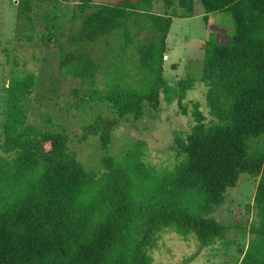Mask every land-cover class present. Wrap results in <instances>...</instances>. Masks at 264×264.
Segmentation results:
<instances>
[{
	"label": "trees",
	"instance_id": "1",
	"mask_svg": "<svg viewBox=\"0 0 264 264\" xmlns=\"http://www.w3.org/2000/svg\"><path fill=\"white\" fill-rule=\"evenodd\" d=\"M45 1H18L17 27L26 30L28 42ZM198 1L205 22L218 13L233 19L229 44L207 40L202 46L208 120L199 103L189 111L184 104L194 80L171 86L163 75L172 20L193 17V0H81L72 14L73 50L60 56L61 68L95 87L99 44L117 45L119 56L132 51L137 79L117 73L106 89H91L88 102L136 123L159 111L161 95L167 103L176 100L192 121L184 137L174 133L171 148L180 160L172 170L149 169L140 146L119 160L109 155L116 121L102 129L94 123L106 154L98 167L87 168L65 130L28 121L35 75L10 77L0 126V264H152L150 252L168 230L211 247L231 229L214 214L242 174L257 178V222L238 264H264V149L250 145L264 137V0ZM157 4L162 12L155 11Z\"/></svg>",
	"mask_w": 264,
	"mask_h": 264
},
{
	"label": "rangeland",
	"instance_id": "2",
	"mask_svg": "<svg viewBox=\"0 0 264 264\" xmlns=\"http://www.w3.org/2000/svg\"><path fill=\"white\" fill-rule=\"evenodd\" d=\"M19 0H0V126L4 121L6 92L13 74L33 73L36 86L31 96L28 121L42 129L65 130L70 149L87 168H96L106 154L101 149L99 134L92 132L96 122L99 129L107 122H117L107 153L119 160L130 148L140 146L143 161L156 173L172 170L179 157L171 148L174 133L184 137L190 128V115L180 114L176 100L167 103L160 96V109L147 114L140 122H125L96 102L89 101V91L104 90L115 81V74L126 72L124 80L137 79L136 56L128 51L118 55V46L99 44L94 57L100 64L95 87L81 81L61 68L60 56L71 51L69 37L77 27L72 14L81 0H47L34 17L35 32L30 42L25 29L16 22ZM94 3H118L121 0H91ZM194 1V16L173 19L166 39L167 55L164 60V78L171 86L180 79L194 80L184 104L191 108L199 103L206 116L204 94L200 82L203 59L202 46L211 40L229 44L233 33V19L228 13L209 15L208 23L202 18L203 8ZM162 12L161 4L155 5ZM73 50V49H72ZM170 50V53H168ZM122 59V60H120ZM124 72V73H125ZM252 148L264 149V137L250 142ZM0 150V156H2ZM257 178L242 174L236 186L227 189L225 201L214 214L216 221L231 229L224 239L211 247H200L193 235L179 236L173 231L160 234L157 247L150 252L152 264H238L249 241L253 238L250 226L257 222L253 204Z\"/></svg>",
	"mask_w": 264,
	"mask_h": 264
},
{
	"label": "crops",
	"instance_id": "3",
	"mask_svg": "<svg viewBox=\"0 0 264 264\" xmlns=\"http://www.w3.org/2000/svg\"><path fill=\"white\" fill-rule=\"evenodd\" d=\"M203 17V16H202ZM208 21H209V15L207 16V23H208ZM172 22H173V20H172ZM172 25V24H171ZM171 28V27H170ZM170 31V30H169ZM169 34V33H168ZM168 53H170V50H168ZM168 57V55H167V50H166V54H165V56H164V60L166 59Z\"/></svg>",
	"mask_w": 264,
	"mask_h": 264
}]
</instances>
